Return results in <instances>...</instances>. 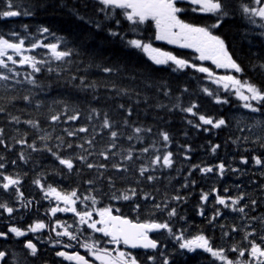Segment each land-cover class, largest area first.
<instances>
[{
    "label": "snow or ice",
    "instance_id": "1",
    "mask_svg": "<svg viewBox=\"0 0 264 264\" xmlns=\"http://www.w3.org/2000/svg\"><path fill=\"white\" fill-rule=\"evenodd\" d=\"M49 7H55V5L47 3L46 0H0V19L35 18L40 11H46ZM197 12L205 14L204 20L211 19L212 23H200L183 18L189 13ZM71 15L83 26L80 47L70 46L65 37L57 36L50 27L44 25L36 28V35L29 32V24L22 25V32L15 30L7 33L0 32V100L4 101V104L0 106V114L6 118L8 125L23 123L36 130L40 133L38 140L43 146L37 147L35 139L29 143L28 133L9 137L3 126H0V145L9 151L16 145H21L26 146L31 152L49 153L58 165L62 166L54 168L52 173L61 180L71 179L73 173L79 174L84 168L96 169L97 175L95 178H88L84 181L89 186V195H81L79 186L65 189L42 183L41 179L33 180V183L43 193L42 199L49 200L50 205L53 200L56 202L55 206H50L46 210L56 218L54 224L51 221L46 224L38 220L29 224L27 230L11 226L7 231H0V238L7 239L9 234L15 237H26L28 232L35 234L48 229L49 233H55L56 239L53 242V247L56 248L55 256L71 264H156L157 253L163 257L162 264H199L198 258L202 254H208L212 264H264V214L260 216L251 214L261 201L247 192L243 185H235L237 193L235 196L227 194L230 192L228 187L223 189L225 194H221L219 188H212L211 192L215 193V196L213 198L214 210L210 217H205L203 207L199 209L198 214L207 219L209 226L220 228L221 240L225 241L220 245H215L213 238L205 234L202 229L191 237L185 235L186 228L181 227L174 230V219L179 217L180 220H185L186 217L180 215L177 207L172 206V202L175 201L178 205L181 200L186 202L187 197L176 194L169 198L165 194L157 202L156 195L140 187L144 181L154 186L160 180V177L154 173L163 172L164 169L170 170L176 163L174 153L167 150L172 141L168 131L158 130L157 132L165 146L164 152L156 146L155 140L151 141L150 146L140 148L141 155L148 154L150 149L152 151L147 164L141 162L138 166V175L143 179L136 180V187L117 190L119 195L116 191H112L116 188V180L112 176L106 178L108 193H105L104 188L96 187L98 181L105 180V172L101 169L108 170L109 165L108 163L96 164L89 159L90 156L97 154L104 161L119 157V161L113 162L111 168L121 175V179H125L123 174L128 173L131 170L130 166L136 164L141 156L136 155L134 146L118 149V141L124 136L120 129L131 128L132 134L126 135V139L128 141L135 139L141 144H143L144 135L152 134L153 129L152 127L134 126L131 121L134 107L119 102L123 98L131 100L134 96L133 104L147 105L149 103L147 94L142 95L135 88L120 86L113 77L126 78L132 82H135L137 78H142L145 87L150 89L153 87L154 75L166 68H170L172 72L191 68L204 73L225 93L235 95L239 101H242L244 109H248L251 113H258L259 118H254V123L248 131L256 136V139L251 142L264 149V80L258 82L251 77L245 78L250 70L264 77V62L252 63L250 67H246L244 62L231 51L232 45L227 36L223 34L224 28L239 19L246 26H251L243 33L244 39H247L250 34L264 38V0H79L78 4L73 5ZM124 21L127 22L128 31L132 32L135 38H128V31H125L122 26ZM146 24L154 26L152 38L155 40L166 41L180 48L193 49L198 53L195 59L211 61L216 68L228 70L232 74L217 76L209 67L198 66L170 51L154 47L151 42L152 38L144 34L142 26ZM255 29L260 31L255 33ZM101 33L106 34L102 38L104 43L112 45L119 42L123 45V49L130 50V53H124L123 49L119 51L113 49L106 57L107 62L96 64L95 57L104 56L107 50L97 49L89 53L88 48ZM44 34L53 37V40L45 43L44 39H47V36L44 39L40 38ZM26 41H28L27 46ZM37 49L47 51L36 53ZM135 51L145 53L152 64L148 65L135 59ZM82 54L89 56V61L84 67L81 65H84L85 61L79 59ZM17 65L31 71H25L22 75ZM153 65L166 67H153ZM92 68L98 69L104 79L90 78L96 75L90 72ZM53 76L65 77V87L77 93L74 100L58 99L52 101L51 104H46V101L40 98L45 90L53 89V84L47 82ZM56 83L59 84V80ZM101 88L105 90L104 95L100 94ZM22 89L24 90L21 91ZM159 90L165 97H170L172 94V90L167 88L166 84H161ZM187 91V88L182 90V92ZM203 92L212 97L216 104H229L227 98L219 96L218 90L212 91L205 87ZM79 93L85 95L80 97ZM81 99L84 106L77 102ZM110 100L115 102L116 111L122 119L115 120L110 115ZM21 102L32 106L36 111L47 107L49 112L47 122L52 127V131L45 129L39 118L22 121L19 115L9 110ZM156 107L167 109L170 112L179 108L181 112L191 114L197 118L198 123L193 124L192 120H188L187 123L196 129L222 130L230 126V121L223 116L217 118L199 114L197 103H190L184 107L180 97H177V103L171 107L163 103L157 104ZM81 117L84 118V125L72 129L63 128L65 135H54L55 126L62 123L79 122ZM243 123L245 121L241 117L237 120V127ZM204 126H210V128ZM97 127L99 132H97ZM105 130H107L109 141L102 150L97 152L96 137L103 136ZM15 131L19 133V128ZM81 133L87 134L82 138V143H73L67 139L68 137L77 138ZM6 139L14 141L11 147L6 143ZM53 139L57 141L54 146L49 143ZM243 140L248 143L249 137L245 136ZM233 143H239V141L234 140ZM183 147L182 145L181 148ZM220 148V144H214L210 151L216 154ZM76 149L80 152L73 154ZM116 149L118 150L113 151ZM245 150L248 151V149ZM187 151H192L191 145H188ZM30 156L31 153L26 156L24 151L18 153V159L24 163H28ZM185 159L190 160L191 157L185 156ZM251 160L254 165L264 170V152L261 155L252 156ZM5 161L7 157L0 155V189L9 196H14L20 202L21 207L27 208L31 201L24 202V194L20 190L22 180L19 178V173L6 174L8 163ZM16 162V160H11L9 163L15 165ZM240 163L248 165L249 158L242 156ZM197 169L203 174L215 171L220 178L224 177L226 171L236 173L238 176L245 175V171L241 168L228 167L226 169L224 162L205 167L192 165L188 175L191 176L192 171ZM261 175L264 176V171ZM190 183L194 185L195 181ZM253 183L256 182L253 181ZM188 186V183L181 185L182 188ZM154 191H159V189L154 188ZM259 191L264 197V187ZM103 195H108L110 200L129 202L131 211L136 213L135 220L121 214L120 208L114 209L110 204L97 207L102 202L98 196ZM208 199L209 193H202L200 196L202 202L206 203ZM215 205L238 214L239 226L236 223L231 225L218 223V218L222 217L224 212ZM0 209L7 212L9 216L17 211L7 202L0 203ZM57 213H72L73 222L69 224L66 220H61L57 217ZM142 214L146 216L143 221L139 219ZM165 214L166 219L160 218ZM226 228L228 230H225ZM240 232H243L242 238L235 241V234ZM85 233L89 234L84 235ZM97 233L106 239L97 237ZM165 233L175 241L176 245V251L169 255L174 257L176 252H179L181 260H170L169 256H165L160 251L161 241L153 234L159 236ZM65 238H67L66 241ZM52 240V236L49 235V241ZM57 245L62 246L64 250L57 248ZM121 245L124 246L123 249ZM77 247L83 248L85 255H81L76 250ZM23 248L27 250V256L39 258L40 250L32 239H27L23 243ZM69 249L71 251H68ZM129 249H143L146 250V254L141 257L140 253H134ZM9 257L10 253L7 248L0 250V264H9ZM11 260L12 264H20L15 252L11 253ZM24 264H27V261Z\"/></svg>",
    "mask_w": 264,
    "mask_h": 264
},
{
    "label": "trees",
    "instance_id": "2",
    "mask_svg": "<svg viewBox=\"0 0 264 264\" xmlns=\"http://www.w3.org/2000/svg\"><path fill=\"white\" fill-rule=\"evenodd\" d=\"M46 2L55 5V7H49L46 11H40L35 18L18 17L8 18L7 20L0 19V32L7 33L11 30L22 32V25L29 24V32L32 35H36V28L40 25H44L50 27L57 36L65 37L69 41L70 46L80 47L82 42L83 26L71 15L73 5L78 4L79 0H46ZM204 16L205 14L197 12L189 13L183 18L200 23H212L211 19L205 21ZM149 24L142 26V28L144 34L147 37L152 38L155 29L154 26H149ZM122 26L125 31H128L126 21L123 22ZM250 27L251 26H246L242 21L237 19L234 23H230L228 27L223 29V34L227 36L232 45L231 51H233L234 55L238 56L244 62L246 67H250V64L252 63L259 64L264 62V45H262L264 38L255 34H250L247 39L243 38V33ZM259 31V29L254 30L255 33H258ZM105 35V33H101L95 41L91 42L88 48L89 53L97 49L107 50L105 51L104 56L97 55L95 57L96 64L107 62L106 57L111 54V50L115 49L119 51L120 49H123V45L119 42H115L112 45L104 43L102 38L105 37ZM45 36H47V34H44V36H41L40 38L44 39ZM128 38H135V36L132 32L128 31ZM52 40L53 37L47 36V39H44V42L47 43ZM151 42L153 46L161 48L163 51H170L173 54L181 56L182 58L189 60L190 63H196L198 66L203 65L205 67H209L217 76H222L225 72L224 70L216 68L209 62L201 64V61L195 59L198 56V53H196L193 49L180 48L178 46L157 41L154 38H152ZM27 43L28 41H26V46ZM46 51V49L35 50L36 53ZM123 52L130 53V50L123 49ZM134 58L148 65L152 64L145 53L135 51ZM79 59L85 61V64L81 65V67H84L89 61V56L82 54ZM16 67L21 71L22 75L25 71H31L27 68H21L19 65ZM153 67L165 68L166 66L153 65ZM90 72L96 74L90 78L99 80L104 79V76L99 74L98 69L92 68L90 69ZM226 72L231 73L230 71ZM235 75L239 76L240 74ZM41 76H44V74H41ZM248 77H251L253 80L258 82L260 80H264V77H261L258 73L251 70L248 71L245 78ZM113 79H115L120 86L128 87L130 89L135 88L142 95L144 93L147 94L149 97V103L147 105L144 103L139 105L133 104V100L135 99L134 96L131 100L123 98L119 100V102L126 103V105L130 104L134 107V115L131 118L134 126L152 127L153 132L150 135L142 134L144 135V141L143 144H141L137 143L135 139L132 141H128L126 139V135L132 134L131 128L120 129V131L124 133V136H122L121 140L118 141V149L119 147L128 148L130 146H134L136 155L141 156V159L137 160L136 164L130 166L131 170L128 173L123 174L125 179H121V175L111 168V164L113 162H118L119 157H116L114 160L110 159L109 161H104L98 154L90 156L89 159L93 163H108L109 165L108 170L101 169V171L105 172V180L98 181L96 187H102L104 188L105 193H108L109 189L106 185V178L108 176H112L116 180V188L112 191H116L117 195H119V191H122L125 188L136 187V180L143 179L138 175L139 164L141 162L147 164L148 160L152 156L151 149L148 154L143 155L140 154L139 150L143 146H150L151 141L155 140L156 146L160 148L161 152H164L165 146L161 142L160 137L157 135L158 130H163L168 131L172 138L171 144L168 146L167 150H171L174 153V160L176 163L170 170L164 169L163 172L157 171L154 173V175L160 177L159 182H157L154 186L152 183L144 181L140 184V187L144 188L146 192H152L156 195L157 202H159L165 194H167L169 198L176 194H179L182 197H187L186 202L181 200L178 205L175 201L172 202V206L177 207L180 215L186 217L185 220H180L179 217L174 219V230L181 227L186 228L187 231L185 232V235L191 237L192 235H195L198 230L202 229L205 234L213 238V243L215 245L225 243V241L221 240L220 228L218 226H209L207 219L205 218L210 217L213 214V198L215 193L211 192V189L214 187L219 188L221 194H225L223 189L228 187L230 192L227 194L235 196L237 194L235 185H243L247 192H249L258 201H261V203L257 205L256 210L251 214L258 216L260 211L264 214V197H262V193L259 191L260 188L264 187V176L261 175V172L264 170H262L260 166L254 165V162L251 160L252 156L261 155V153L264 152V149L251 142L256 139V136L252 135L248 131V128H250L254 123V118H259L258 113H251L248 109H244L242 107L243 102L239 101L235 95H228V93H225L220 86L214 84L210 79H208L206 74L199 73L195 71V69L191 68L177 72H172L170 68H166L164 71L157 72L152 81L153 87L150 89L145 87V83L142 78H137L135 82L121 77H113ZM57 80H59V84L56 83ZM47 82L53 84V89L45 90L40 96L41 99L46 101V104H51L52 101L58 99L74 100L77 96V93L74 90L65 87V77L53 76L51 80ZM161 84H166L167 88L172 90L170 97H165L159 90V86ZM205 87L212 91L218 90L219 96L221 98H227L229 100V104H216L212 97H209L203 92ZM184 88H187L188 91L182 92ZM23 90L24 89L21 91ZM100 94H105V90L103 88H101ZM84 95V93H79L80 97H83ZM177 97L181 98L182 105L184 107H187L190 103H197L199 105V114L217 118L220 116L225 117L230 121V126L222 130L210 128V126H204L205 128H210V131L196 129L187 123L188 120H192L193 124L198 123L197 118L193 117L191 114L181 112L179 108L170 112L167 109H159L156 107L159 103H163L171 107L177 103ZM77 102L80 103L81 106H84L82 99ZM3 104L4 101L0 100V106ZM9 110L12 111L13 114L19 115L22 121L29 118H39L42 122V126L49 132L52 131V127H50L47 122V117L49 115L47 107L36 111L32 106L25 105L21 102ZM109 111L110 115L115 120L122 119L121 115L116 111L115 102H112L111 100L109 101ZM241 117L244 118L245 123L240 124V126L237 127V120ZM84 124L85 121L83 117H81L79 122L59 124L55 126L54 135H65L62 131L63 128L72 129ZM0 126L5 127L6 133L9 137L28 133L27 138L29 143L35 139L37 147L43 146L42 142L38 140V135L40 133H37L36 130L31 129L26 124L21 123L20 125H8L6 123V118L0 114ZM16 128H19V133L15 131ZM97 132H99L98 127ZM86 135L87 134L81 133L77 138L68 137L67 139L73 143H82V138ZM245 136L249 137L248 143H245L243 140V137ZM234 140H238L239 143H233ZM108 141L109 137L107 135V130H105L103 136L98 135L96 137V151L98 152L99 150H102ZM6 143H8L11 147L14 141L6 139ZM49 143L54 146L57 141L53 139ZM214 144L221 145V148L217 150L216 154H212L210 151V148ZM182 145L184 146L183 148H181ZM188 145H191V152L187 151ZM85 147H87V145H85ZM118 149L113 151H117ZM245 149H248V151ZM20 151H24L26 156L31 153L28 163H24L18 159V153ZM79 152L80 150L76 149L73 154ZM0 155L7 157V161H5L8 163V167L5 170L6 174L15 175L19 173V178L22 180L20 190L24 194V202L28 203V201H31L27 208H23L14 196H9L4 193L2 189H0V203L7 202L9 203V206H13L17 209V211L11 216H9V214L3 209H0V231H7V229L11 226L23 228V222L31 223L35 220V215L39 216L42 212H45L43 207H48L49 204H46V200L42 199L43 193L33 183V180L41 179L42 183L52 184L54 187H61L65 189L79 186L81 195H89V186L84 181L88 178H95L97 175L96 169L89 170L84 168L79 174L73 173L71 179L64 178L61 180L60 177L54 176L52 173L54 168L62 166H59L58 162L55 161L49 153L31 152V150L26 146L16 145L15 148H12L9 151L0 145ZM185 156H190L191 159H185ZM242 156H247L249 158L248 165H242L240 163ZM231 159L232 163H229ZM11 160H16V164L12 165L9 163ZM220 162L225 163L226 169L228 167L241 168L242 171H245V175L238 176L236 173L226 171L224 177L220 178L218 173L215 171L210 174H203L198 169L193 170L191 176L188 175L192 165L205 167L214 166ZM157 168H159V166H157ZM193 180L195 181L194 185L190 183ZM253 181L256 183L254 184ZM183 183H188L189 186L187 188H182L181 185ZM154 188L159 189V191H154ZM202 193H209V199L206 203L200 200ZM98 199H101L102 202L97 205V207L110 204L114 209L120 208L121 214L135 220L136 213L131 211L129 202L123 200H110L108 195H103L102 197L98 196ZM81 206L82 205H79V207ZM201 207L204 209L205 217H201L198 214ZM215 207L220 208L221 211L224 212V215L218 218V223L227 225L236 223L239 226L240 219L238 214L231 213L229 210L223 209V207L219 205H215ZM30 208L33 209L29 212ZM145 218L146 216L144 214L139 217L141 221ZM160 218L166 219V214ZM225 230L228 229L226 228ZM242 236L243 232L235 234V241H239ZM8 238L13 239L16 237L9 234ZM158 239L161 241V244H165L167 246L163 247L161 245L160 248V251L163 252L165 256H169L170 260H181L179 252H176L174 257L169 255L170 253L176 251V245L173 239L168 237L166 233L165 239L161 236H159ZM228 242L231 243L233 241ZM4 244L5 243L0 242V247H3ZM140 254L141 257H143V255L146 254V251H143ZM187 255L191 256L193 254ZM47 257L50 258V256L46 255V253H43L41 258L45 260ZM26 259H29V257H26ZM162 259L163 257L157 253L156 264H162ZM198 259L199 264H212L211 257H209L208 254H202ZM32 262H37V260L35 259Z\"/></svg>",
    "mask_w": 264,
    "mask_h": 264
},
{
    "label": "flooded vegetation",
    "instance_id": "3",
    "mask_svg": "<svg viewBox=\"0 0 264 264\" xmlns=\"http://www.w3.org/2000/svg\"><path fill=\"white\" fill-rule=\"evenodd\" d=\"M48 208L49 207H43L45 212H42V214H40L39 216L35 215L34 216L35 220L33 222L31 223L23 222L22 229L27 230L28 224H33L38 220H43V222H45L46 224H48L50 221L53 222V219H55V217H52L50 213L46 212ZM32 209L33 208H30L29 212ZM59 216L61 220H66L69 224H71V222L73 221V219L70 218L73 217L72 213H59ZM89 233H85V235H88ZM46 234L47 236H45ZM49 235H51L53 238V232L49 233L48 229H44L41 232L35 234L28 232L26 237H16L13 239L0 238V242L5 243L3 247H0V250H4L5 248H8V251L10 253L9 264H12L11 253L13 252L17 253V260L20 262V264H24L25 261H27V264H71V262L63 261L62 258L55 256L56 248L53 247V242L49 241ZM96 236L101 237V234L97 233ZM27 239H32L33 242L37 244L40 250L39 258L36 259L37 262L33 263L32 261H34L35 258L32 259V257L27 256V250L23 248V243L26 242ZM102 239H106V238H102ZM66 240L67 238H65V241ZM109 247H111V245H109ZM121 247L123 246L121 245ZM57 248H59L60 250H64L62 246H57ZM76 250L79 251L81 255H85V250L83 248L77 247ZM68 251H71V249H69ZM43 253H46V255L50 256V258L47 257L45 260L42 259L41 257ZM26 257H29V259H26ZM88 258L93 259L92 257H88Z\"/></svg>",
    "mask_w": 264,
    "mask_h": 264
},
{
    "label": "rangeland",
    "instance_id": "4",
    "mask_svg": "<svg viewBox=\"0 0 264 264\" xmlns=\"http://www.w3.org/2000/svg\"><path fill=\"white\" fill-rule=\"evenodd\" d=\"M162 42L167 43L166 41H162ZM173 45H175V44H173ZM154 47H155V46H154ZM201 62L203 63V62H207V61H201ZM224 71H227V70L224 69ZM225 74H232V73L224 72L223 75H225ZM219 76H220V75H219ZM229 163H232V159L229 161ZM258 214H259L258 216H260V215H262L263 213L260 211ZM57 246H59V245H57Z\"/></svg>",
    "mask_w": 264,
    "mask_h": 264
}]
</instances>
